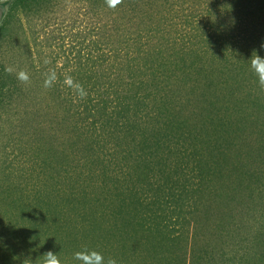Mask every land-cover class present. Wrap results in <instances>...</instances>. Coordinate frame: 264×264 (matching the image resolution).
I'll return each mask as SVG.
<instances>
[{"label":"rangeland","instance_id":"obj_1","mask_svg":"<svg viewBox=\"0 0 264 264\" xmlns=\"http://www.w3.org/2000/svg\"><path fill=\"white\" fill-rule=\"evenodd\" d=\"M15 2L0 0V264L33 258L32 240L47 218L62 264H78L73 253L84 247L117 264H171V245L185 242L173 233L166 243L159 231L168 202L149 185L164 182L134 178L122 152L131 125L163 124L172 149L191 157L185 172L189 164L207 167L196 182L213 184L198 189L212 205L200 204L189 223L204 210L210 215L199 225L218 237L200 242L197 227L185 233L191 245L182 262L225 264L230 250L245 246L260 254L254 264H264V238H254L264 237V90L248 65L253 50L264 56V0H123L115 9L105 0H48L7 16ZM9 67L27 71L31 84ZM50 69L58 80L45 89ZM65 75L84 86L86 100L65 87ZM112 190L128 200L115 195L108 204ZM125 227L137 235L122 236ZM237 232L245 239L234 245ZM40 242L33 264L42 262Z\"/></svg>","mask_w":264,"mask_h":264},{"label":"trees","instance_id":"obj_2","mask_svg":"<svg viewBox=\"0 0 264 264\" xmlns=\"http://www.w3.org/2000/svg\"><path fill=\"white\" fill-rule=\"evenodd\" d=\"M46 3H49L48 0H17V2L12 4L10 9L8 10L7 16H10L12 10H14L17 6L21 7V9H23V10L33 11V10L41 9V7ZM4 28H6L5 25L4 26L1 25L0 31L4 30ZM5 85L7 86L8 84H5ZM2 91H3V84H0V92H2ZM97 122L100 124L99 121H95L94 124H96ZM125 122L126 121H124L122 123L120 122V123L124 125ZM204 123L206 124V122H204ZM30 125H31V123H30ZM211 125H212V123H211ZM166 127L167 126H164V124H163V126H161V127L155 125L153 128H151V130H149V129L148 130L147 129H143V130L140 129L139 130V127L136 128L133 125H131V129L129 128L127 132L124 131V133H126V134H125V136H123V142L126 141L125 144L129 145V149L127 151L122 150V152H124V154H126L124 156L125 158L130 157L131 164H132L133 168H136L143 173H145L147 168L151 169L152 172H154V169L158 165V161H160V160H157L153 155L159 154V155L163 156V159L160 161L161 165L159 167V176H160L159 179L163 180V181L167 180V178L163 177L168 172V170H166L167 166L170 167L169 169H172V168L174 169V167H176V170L174 169V173L176 174V177L173 174L174 177L172 176V178H170V182L172 184H179V183L181 184V186H180L181 191L179 190V186L177 185L179 196H181L184 194V193H181V192H183L182 189L184 187H189L192 181L196 182V181H198V179H205V177L208 176V172L210 169H208L207 167L205 168L204 166H201V165L191 166V164H189L190 169L186 173L185 172L186 163L191 157H189V156L186 157V156H184V154H182V156H179L176 159H174V160H178V162H174V160L169 161L167 159L168 157L165 156L166 155L165 151L167 150V148H172V146L174 144L170 140L171 139V135H170L171 129H168ZM129 131H131V132H129ZM136 131L139 133L138 137L136 136L138 134V133H136ZM187 135L188 134H186L185 137H187ZM176 150H177V148H175V150H172L171 155L179 154V152H177ZM51 154H53V157L50 159V161H52L57 156L56 151H53V153H51ZM154 158H155V160L153 161ZM166 160H168L167 166H165L164 165L165 163L162 162V161H166ZM180 161H181V164H180ZM122 168H123V166H121V169ZM173 169H172V171H173ZM121 171L123 173V170H121ZM164 172H165V174H164ZM155 174H156V172H155ZM156 177L157 176H154V173L151 176V178H156ZM160 180L154 179L155 182L160 181ZM163 184L164 183H161L159 186H161L163 188L164 187ZM156 185H158V184H156ZM174 189H175L174 186H172V188L171 187L169 188V191L172 192ZM134 191H136V190H134ZM111 193L113 196L109 199V201H107L108 204H110V205H111L112 200H113L112 198H115V195L117 196V198H118V196H120V197L123 196L124 198L122 197V200H124V201L128 200V194L127 193H121L120 194L116 190H112ZM128 193H131V191L129 190ZM126 194H127V196L125 197ZM187 194H188V191H187ZM187 194H186V196H187ZM88 198L90 200V201L87 200L88 203H93V201L99 202V200H100L98 198H93V199H91L90 197H88ZM80 203L85 204V202H80ZM105 207H107V209L108 208L113 209L112 206L106 205ZM170 209H171V212L174 211V205L173 204L170 206ZM51 210H52V207L48 206L47 210L44 211L45 212L44 215L47 216L49 214V216H50L49 212ZM118 221H119V217H117V222ZM40 223L42 225H41V227H38V228L41 229V232H40V234H38L35 237L37 239L36 241L41 240L40 244H38V247L42 248L44 250V253L46 251L51 250L52 248L56 249L57 246L54 247V244L52 241L54 238L53 235H54V230H55L54 222L51 220V218H47L45 220H42ZM43 225L45 226V228H43ZM126 229L127 228L125 227L122 236L123 235L132 236L133 234H134V236L137 235L136 231L133 233H130V232H127ZM30 231L33 232V229H31ZM42 234H44V235H42ZM122 236L120 237V239H123ZM134 236L131 240L132 243H134L136 241ZM258 238H264V237L259 236ZM38 239H40V240H38ZM154 240H155V238H154ZM32 241H33L32 242L33 244L31 245V247L35 252L33 250L32 251L29 250V254H31L33 256L32 260L34 262L35 261L34 257L38 256V252L36 249L37 246L34 245V243L36 241L34 239ZM147 247L150 248V245L147 244ZM151 251H152V249H151ZM254 257H255L254 260L252 261V258H251L250 262L251 261H252V263L255 262L257 256L254 255ZM247 263H248V261L245 259L244 264H247ZM34 264H37V263H34Z\"/></svg>","mask_w":264,"mask_h":264},{"label":"crops","instance_id":"obj_3","mask_svg":"<svg viewBox=\"0 0 264 264\" xmlns=\"http://www.w3.org/2000/svg\"><path fill=\"white\" fill-rule=\"evenodd\" d=\"M172 150H173L172 148H167V150L165 151L166 152L165 153L166 154L165 156L168 157L167 159L169 161L174 160V159H176L177 157H179L181 155V154L171 155ZM162 159H163V156H161V155L158 156V160L161 161ZM160 161H158V165L154 169V172H152V170L149 169V168L146 169L145 173L139 171L136 168L131 169L129 167V169L132 170L131 173H133L134 178H137V177H139L141 175H143V176L144 175H147V176L148 175L149 176L151 175L152 176L153 173H154V176H158L160 178V176H159V167L161 165ZM162 162H164V161H162ZM174 162H178V160H175ZM169 168L170 167H167L166 170H168V172L166 174L164 172L165 175L163 177L164 178H167V180L166 181H163L162 180L164 182V184H163L164 187H163V190H162L161 193L159 191V189L162 188L161 186H159L160 184L159 185H152L151 184L149 186H150V188H152V187L154 188V191H155L156 196H158V197L160 196L164 201L168 202V209L166 207L167 210H165V213L168 211L167 212V218L163 219L162 220V223H161V226H159L160 227L159 228L160 229L159 230L160 233L162 235H164L163 236V239L166 241V243H168V241L171 240V237H172L171 234H173V233H176V234L180 233L184 237V238H181L180 239L181 241L184 240V242H185V244H184V246H183L182 249L179 247V245H176L175 247L171 245V250H168L170 252V254L174 257V261H170V262H171V264L172 263H178V264L182 263V264H184V262H182V261H184L183 258L186 257L189 254L188 253V249H190V245H191L190 240H189V238H187V236H185L186 235L185 233H188L191 230L194 232L195 227H197L199 233L196 234L197 235L196 239L199 240V238H200V242H201V240H203V238H207V240L209 241L210 240L208 238L209 235L212 237L211 229H209L207 227L205 229V226L203 227V226H200L199 225L202 221H204L206 219L204 214H208V216H209L210 215L209 213L205 212L204 210H203V213L204 214H200L199 213V220L197 222L198 223L197 225L192 224L191 222L189 223V218L192 217V216L195 217V218L198 217V215H196V214H197L198 211H200V204L206 203L207 205H212V204H208L207 202L204 201V199L200 196V192L201 191L198 190V189L200 187H202L204 189H209L211 186H213V184H211V185L208 184L207 186H198L197 182L192 181L191 182L192 185L189 186V187H184L182 189L183 192H181V193H184V194L181 195V196H179V192H175V190L177 188V185L180 188L181 184L180 183L179 184H172L170 182V178H172L173 174L176 177V174L174 173V169L176 170V167H174V169L172 168L173 171H172V169H169ZM230 170H231V168H230ZM155 172H156V174H155ZM123 175H124V173H123ZM137 179H139V178H137ZM217 185H219L218 182H217V184L215 186H217ZM172 186H174L175 189L171 192V191H169V188L170 187L172 188ZM147 187H148V185H147ZM147 187H146V191H147ZM210 189H212V188H210ZM187 191H188L189 195L186 196ZM148 194H150V191H148L147 195ZM189 197H191L192 199L189 198ZM172 203L174 205V209L176 210L175 215L171 212V209H170V206H171ZM165 205H166V203H165ZM183 214H184V216H183ZM185 221L187 223V226L184 225V222ZM202 235H204V237H201ZM241 235H244V234H240L239 232H237V234H234L233 236H231L230 237L231 238V240H230L231 243L234 242V245H235V243H236L235 240L236 239H240V238L245 239V236H241ZM216 237H218V236H216L215 234H213V237L212 238L214 240H215ZM255 237L258 238L257 236H254V238ZM216 241H217V239H216ZM219 241H223V239L220 237ZM201 244H199V245H201ZM203 245H205V244L203 243ZM221 246H222V243H221ZM232 246H233V244H232ZM169 248H170V246H169ZM235 248L236 247H234L233 250H230L229 251V252L232 253V256H230L231 258L225 264H228V262H230L231 259H232V261H234L235 264H236V262L237 263L244 264V260L245 259L248 261L247 264H254L255 263V262L252 263V261L254 260L255 257H254V255H250V250L251 249H246L245 246H244L241 249V252L239 254V252H236L237 250ZM196 250L199 251L198 249H196ZM211 251L213 252L214 249H212ZM252 251H253V249H252ZM201 254H202V252H201ZM256 256L259 257L260 254L259 255L257 254ZM251 258H252V261L250 262V259ZM170 259L171 258H169V260ZM257 260L258 259H256L255 261H257ZM230 263L232 264L233 262H230ZM258 263H261V262H258Z\"/></svg>","mask_w":264,"mask_h":264},{"label":"clouds","instance_id":"obj_4","mask_svg":"<svg viewBox=\"0 0 264 264\" xmlns=\"http://www.w3.org/2000/svg\"><path fill=\"white\" fill-rule=\"evenodd\" d=\"M122 2L123 0H105V4L110 9L117 8L120 4H122ZM261 48H264V44L261 45ZM43 63L47 65L50 63V60L45 58ZM248 65L251 73L256 77L260 89L264 90V56L257 54V52L253 50L250 58L248 59ZM5 71L9 74H12L15 71L16 79L22 85L28 86L31 84V78L27 71L22 69L16 71L10 67L5 68ZM57 80L58 76L56 71L54 69H50L44 73L43 87L45 89H50L56 84ZM63 83L78 101L87 99L89 95L88 91L71 75H65ZM41 256V264H62L59 255L52 250L46 251ZM72 259L77 261L78 264H117V260L115 258L111 256L105 257L103 253L95 249H89L87 247L74 252ZM22 264H33V260L30 256L25 257L22 261Z\"/></svg>","mask_w":264,"mask_h":264}]
</instances>
